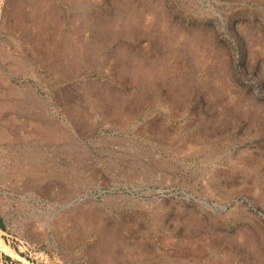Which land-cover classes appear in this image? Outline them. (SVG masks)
Wrapping results in <instances>:
<instances>
[{"label": "rangeland", "instance_id": "obj_1", "mask_svg": "<svg viewBox=\"0 0 264 264\" xmlns=\"http://www.w3.org/2000/svg\"><path fill=\"white\" fill-rule=\"evenodd\" d=\"M0 264H264V0H0Z\"/></svg>", "mask_w": 264, "mask_h": 264}]
</instances>
